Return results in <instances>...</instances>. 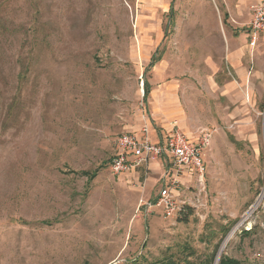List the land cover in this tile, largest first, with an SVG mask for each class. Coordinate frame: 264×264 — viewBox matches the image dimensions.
<instances>
[{"label":"rangeland","instance_id":"obj_1","mask_svg":"<svg viewBox=\"0 0 264 264\" xmlns=\"http://www.w3.org/2000/svg\"><path fill=\"white\" fill-rule=\"evenodd\" d=\"M171 1L0 0V264H160L191 251L216 252L215 264L232 233L220 259L264 264V101L239 115L212 95L183 37L204 0H176L169 24ZM174 82L184 132L212 138L204 183L180 185L169 218L153 202L163 170L116 176L109 162L118 132L151 120L155 92Z\"/></svg>","mask_w":264,"mask_h":264},{"label":"crops","instance_id":"obj_2","mask_svg":"<svg viewBox=\"0 0 264 264\" xmlns=\"http://www.w3.org/2000/svg\"><path fill=\"white\" fill-rule=\"evenodd\" d=\"M260 1L264 0H204L193 4V10L197 11L198 15L189 25L190 35L183 36L184 38L189 37L201 60L205 59L207 61L208 71L211 73L208 83L209 91L213 93V96L222 98L228 106H235L239 115L246 112L249 107H257L264 101V33H262L260 39L258 37V45L254 46L252 53L250 30H238V28L232 30L227 27L222 20L221 12H226V16L229 13L231 19L236 22L246 21L252 18L253 6ZM175 3L176 0H172L169 6V24H173L175 21ZM205 18H207V21H205ZM210 23H213V31H218L215 36L209 32L204 33V27ZM162 59L156 51L152 55L149 65L154 67ZM145 82L149 87V94L146 97L144 95V99L147 101L152 89L150 83ZM152 109L154 116L151 120H148L142 126L140 124L135 127L128 126L118 132L117 136L123 132H137L148 126L151 139L154 142L162 143L166 142L172 124L176 123L181 129V125L186 126L185 119L179 118L182 115V108L177 97V83L165 85L160 92H155ZM249 118H251L250 114L246 118H240V120L243 123H246V121L250 123ZM252 137H257V133H253ZM218 140L219 137L212 140L214 147L218 146ZM139 168H148L155 171L163 170V175L160 177L163 188L173 174V159L169 155H162L151 159L137 169ZM137 169L130 173L133 174ZM181 179V185L191 181L188 174H184ZM158 195L159 192L153 200L154 203Z\"/></svg>","mask_w":264,"mask_h":264},{"label":"built area","instance_id":"obj_3","mask_svg":"<svg viewBox=\"0 0 264 264\" xmlns=\"http://www.w3.org/2000/svg\"><path fill=\"white\" fill-rule=\"evenodd\" d=\"M249 30L250 45L256 46L259 34L264 33V1L253 6ZM211 138V132L203 131L197 139H192L176 123L172 124L166 142L162 143L151 139L148 126L137 132H123L115 140V154L109 168L114 175L119 176L134 171L155 157L171 156L173 174L154 203L155 207L162 209L165 217L170 218L182 211L183 201L178 198L182 176L188 174L191 181L195 179L199 184L204 183V157Z\"/></svg>","mask_w":264,"mask_h":264},{"label":"trees","instance_id":"obj_4","mask_svg":"<svg viewBox=\"0 0 264 264\" xmlns=\"http://www.w3.org/2000/svg\"><path fill=\"white\" fill-rule=\"evenodd\" d=\"M156 57V56H154ZM149 94V87L147 85V82H145V97ZM95 175L90 176L89 179H93ZM194 255V251H191L188 254V257L182 258V259H174V258H169L167 261H162L160 264H213L214 258L216 255L215 253L208 254L205 257L204 256H199L197 259H190L189 256ZM219 264H247L241 260L231 258L228 256H222Z\"/></svg>","mask_w":264,"mask_h":264},{"label":"bare ground","instance_id":"obj_5","mask_svg":"<svg viewBox=\"0 0 264 264\" xmlns=\"http://www.w3.org/2000/svg\"><path fill=\"white\" fill-rule=\"evenodd\" d=\"M232 235H233V233H232L230 236H228V238L225 240L224 244L222 245L221 250H220V252L218 253V256H217V259H216V263H215V264H218V262H219V260H220V256H221V254H222V252H223V250H224L226 244L228 243V241H229L230 238L232 237Z\"/></svg>","mask_w":264,"mask_h":264}]
</instances>
